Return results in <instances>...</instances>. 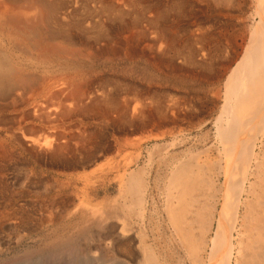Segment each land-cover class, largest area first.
Returning <instances> with one entry per match:
<instances>
[{"label": "bare ground", "instance_id": "bare-ground-1", "mask_svg": "<svg viewBox=\"0 0 264 264\" xmlns=\"http://www.w3.org/2000/svg\"><path fill=\"white\" fill-rule=\"evenodd\" d=\"M221 80L208 103L171 85ZM207 111H217L211 147L218 146V162L210 166L212 148L197 153L201 163L194 147L175 151L183 122ZM109 132L118 137L109 142ZM2 133L1 178L23 155L28 166L63 178L117 180L123 222L106 229L101 213L100 264L167 263L176 252L159 249L162 227L173 229L166 249L179 240L191 264H264V0H0ZM149 142L146 163L129 172ZM127 151L137 154L123 164ZM185 208L191 218L179 220ZM5 211L0 228L16 224ZM78 231L75 240L91 239L84 226ZM59 240L57 262L65 254L74 264L91 251Z\"/></svg>", "mask_w": 264, "mask_h": 264}, {"label": "rangeland", "instance_id": "rangeland-1", "mask_svg": "<svg viewBox=\"0 0 264 264\" xmlns=\"http://www.w3.org/2000/svg\"><path fill=\"white\" fill-rule=\"evenodd\" d=\"M252 12H253V7L252 5H249L246 17L248 18V15H250ZM231 22L232 21L227 18V26H229ZM207 25H210V23ZM223 80H221L220 83L215 82L211 84H204L200 82L198 84L197 83L195 84L194 82H191L189 86L185 85V87L178 85V82L177 84L171 82V85L178 87V88H182L181 89L182 92L187 91L186 93H188L189 95L192 94L191 96L195 95L198 97H204L203 98L204 100H202L201 98V101L208 103L209 102L208 99H211L210 89L218 88V87L219 88L221 87L220 89H222ZM199 106L200 105L198 103L197 107ZM216 112L210 113L209 111H207L205 114H201L202 116L198 114L200 116V118H198L199 120L194 119V121L190 123L183 122L184 124L181 125V128L182 129L186 128L184 129L185 133H183L178 140H180V142H183L184 140V143H181L180 145L181 147L176 148L175 150L176 153L180 154V152H185L187 149L194 147L196 150L192 151V156H196V160L198 159L201 163L200 159H203L204 155L201 154L200 156L197 153L203 152L207 148H212L211 146L213 145L215 141L213 137L214 136L213 122L216 117ZM206 135L208 136V139L206 141L202 140ZM0 136L1 138H3L4 134L2 133ZM105 137L109 142H111L112 140L114 141V138L118 136L116 134L113 136V134L109 132L108 135H106ZM188 138H190V140H188ZM166 142L169 143L170 141L167 139ZM153 144L154 142H149L147 146L143 147L142 157H141L139 166L130 167L129 172L134 171V169L136 170V168L138 169L144 166L147 160V149L151 150V148L153 147ZM158 144H161V143H158ZM217 147L218 146L214 145V147L211 149L212 156L210 157L211 159L209 163L207 162L206 165L210 166V164L212 165L215 162H218ZM129 153H131L130 160H133L135 158V155L137 154V152L135 151L123 152L121 156L123 164L126 163L127 160L125 161V158L129 157L128 155ZM17 154L19 153L17 152ZM20 158L21 159L23 158V159L22 160L19 159L20 161L19 160L17 161L19 163H16V164L11 163V162L8 163L6 165L8 168L6 171H4L5 173L3 174L4 178L0 177V207L7 208V211H5L3 214L5 215V217L10 215V218H14V220L16 221L15 222L16 224H13V225L11 224L12 222L3 223V226L0 228V264H38V263L46 264L48 263V261L50 264H70L71 258L66 256L65 254H61V256H59L60 259L58 262L54 260V258H56L55 255L57 252L55 251V248H54L55 245H53V242L54 244L58 242V241L55 242V240L57 239L58 240L59 239H70V240L76 241L77 244L83 246V248H87V247L91 248V251L89 252L86 251V252L81 253V256L79 255V257H77L78 259L75 261L74 264H81V263L82 264H98V263L100 264L101 262H99L97 258L101 254H103L102 252L105 250V247H106V246L104 247L105 242L99 241V237H98L99 230L96 228V225L100 222L99 217L101 213H104V218L106 219L105 221L106 229H111V227H114V224L116 223L120 224L123 222L122 215L120 213L121 205L118 200L119 184L117 180L114 181L115 179L114 177L108 176L103 181L101 179H99V181L98 179L87 181L83 179L82 177H80V179L78 178V176H81V174L80 175L77 174L78 175L77 177H70L67 179V178L57 176V172L44 170L43 167L39 168V167L32 166V165L28 166L26 158L23 155H21ZM189 159L191 160L192 163H194L193 157L190 156ZM104 163H105L104 161L100 160V162L97 164L95 168H98L100 165ZM60 182L65 184L64 190H60V189L58 190V184ZM31 184H33L34 186ZM160 185L163 186L162 184ZM10 191L11 193H14V194H11ZM20 192H22V194L24 192L25 193L23 195L22 194L19 195ZM56 192H59V193L57 194ZM55 193L56 195H60L59 196L60 198L55 197ZM154 193L156 196V192ZM64 196H68V197L64 198ZM54 197L57 198L56 199L57 203H55L54 205H51L50 200L51 198L53 199ZM189 197H193V196L189 195V196L183 197L184 198L183 200H185V204L188 203L187 201ZM160 198L163 201V197L161 196ZM160 198L158 196L159 202H160ZM71 199L74 202L75 200L77 201L74 203ZM199 199L201 202L208 203V204L211 203V201L208 200V198L204 194L200 195ZM47 203L49 207L47 206ZM38 205L40 208L38 207ZM14 206L17 209H15ZM66 206L67 208H64ZM19 207H21V209ZM45 207L46 208L48 207V208L45 210ZM199 208H200V205L196 208V210H198ZM50 210L51 211L55 210V211H53L52 212L53 214H52L50 213L51 212ZM54 212H57V213L55 214ZM189 212L190 211L186 208L182 210L179 220L181 219L183 221H188L191 218V215L189 214ZM51 215H53V217ZM49 216L51 218L56 217L54 223L50 222ZM20 217H22L23 220L19 219ZM17 224H18V227H17ZM133 224H134V227L132 226L133 228L130 231V233H132V237H135V240L137 241L136 245H137L140 257H141L143 253L142 248H141L142 245L141 243H138V240H139L138 235L140 232V228L138 227V225H136L135 221ZM83 226L86 228V230L89 231L87 235L88 236L90 235L91 239L87 240L86 238H83L80 235V237L78 238L79 240H75L76 237L79 236L78 229H81ZM170 228H171L170 231H172L173 230L172 227ZM184 228H187V226H185ZM159 231H160L159 236H161L159 237V241H158L159 249L161 247V251L166 254H167V251L172 252V253L176 252L174 256L167 257V263L165 264H191L188 256L186 255L187 254L186 250L183 248L181 249L180 245L182 244L180 243V241L179 240L176 241L177 244L174 245L175 247L174 246L172 247V250H170V248L166 249L168 242L167 240L164 241V238L165 239L168 238L167 236H169L170 231L166 230L164 227H162V230H159ZM191 234L193 236H196L198 232L193 231ZM185 235L187 236L188 234H185ZM153 243L154 242H153V238L151 235L150 244H153ZM165 243L167 244L165 245ZM263 246H264V243H263ZM47 256L49 257L47 258ZM205 257H206V254H205ZM161 259H162V256H161Z\"/></svg>", "mask_w": 264, "mask_h": 264}]
</instances>
